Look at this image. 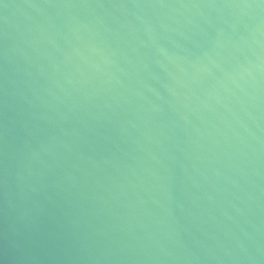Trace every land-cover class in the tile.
Instances as JSON below:
<instances>
[{
    "label": "water",
    "instance_id": "1",
    "mask_svg": "<svg viewBox=\"0 0 264 264\" xmlns=\"http://www.w3.org/2000/svg\"><path fill=\"white\" fill-rule=\"evenodd\" d=\"M0 264H264V0H0Z\"/></svg>",
    "mask_w": 264,
    "mask_h": 264
}]
</instances>
